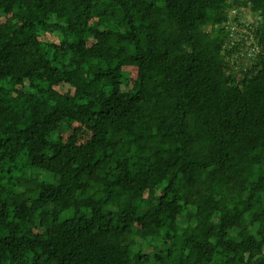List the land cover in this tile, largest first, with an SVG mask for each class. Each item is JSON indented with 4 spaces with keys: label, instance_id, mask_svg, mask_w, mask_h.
<instances>
[{
    "label": "trees",
    "instance_id": "obj_1",
    "mask_svg": "<svg viewBox=\"0 0 264 264\" xmlns=\"http://www.w3.org/2000/svg\"><path fill=\"white\" fill-rule=\"evenodd\" d=\"M0 264H264V0H0Z\"/></svg>",
    "mask_w": 264,
    "mask_h": 264
},
{
    "label": "rangeland",
    "instance_id": "obj_2",
    "mask_svg": "<svg viewBox=\"0 0 264 264\" xmlns=\"http://www.w3.org/2000/svg\"><path fill=\"white\" fill-rule=\"evenodd\" d=\"M255 21V17L252 14H249L248 12L244 13L243 17H242V22L246 23V24H251ZM245 25H242V27H238L236 25H234L233 27H231V35L233 38L236 37V39L240 40V37L237 36L236 33L240 34V33H244L245 29H244ZM252 43V39L249 37L248 40H246V46L248 47L250 44ZM252 50V49H251ZM243 52L240 53V56L243 58L244 57V53ZM234 57H237L236 55H234ZM246 63V58L243 59Z\"/></svg>",
    "mask_w": 264,
    "mask_h": 264
}]
</instances>
